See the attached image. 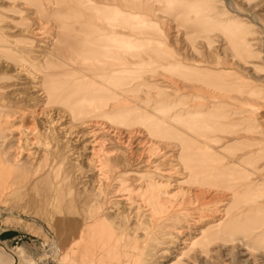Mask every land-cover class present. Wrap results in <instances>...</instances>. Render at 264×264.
<instances>
[{
    "label": "rangeland",
    "instance_id": "obj_1",
    "mask_svg": "<svg viewBox=\"0 0 264 264\" xmlns=\"http://www.w3.org/2000/svg\"><path fill=\"white\" fill-rule=\"evenodd\" d=\"M6 229L18 264H264V0H0Z\"/></svg>",
    "mask_w": 264,
    "mask_h": 264
},
{
    "label": "bare ground",
    "instance_id": "obj_2",
    "mask_svg": "<svg viewBox=\"0 0 264 264\" xmlns=\"http://www.w3.org/2000/svg\"><path fill=\"white\" fill-rule=\"evenodd\" d=\"M112 28H115V27H112ZM120 40H121V38L115 32H110L107 37H104V36L100 37L99 38V44H100L99 47H103L104 50L102 52H100L99 54H102V55L105 54V56L109 55L111 57L106 59V60H102V58H101L99 60L92 61V62L89 63V66H93L92 68H94V66H95L96 68H99L100 70H102V69H105L107 66H112V64H115L113 67H110L111 69L109 70V72L112 71L114 73V72L119 71L120 67L118 68V67H116V65H119L120 63H122L123 60H122V58H119L118 55H120V53L118 52V50H115L114 48H115V46H118ZM60 43H61V46H63L65 49L69 48V45L67 43H62L61 41H58L57 44L60 45ZM55 52L57 54H61L62 53L60 48L57 45L55 46ZM78 63H80V62H78ZM82 63L83 62H81L79 65H81ZM123 63H125V62L123 61ZM126 63H128V62L126 61ZM76 66H78V65H76ZM126 68H129V66L127 64H126ZM94 69H92V70H94ZM110 74H111V72H110ZM193 155H195L194 152H193ZM180 160L184 161L183 156L180 157ZM185 165L187 166V164H185ZM185 169H188V168H185ZM204 240H205V238H204Z\"/></svg>",
    "mask_w": 264,
    "mask_h": 264
},
{
    "label": "crops",
    "instance_id": "obj_3",
    "mask_svg": "<svg viewBox=\"0 0 264 264\" xmlns=\"http://www.w3.org/2000/svg\"><path fill=\"white\" fill-rule=\"evenodd\" d=\"M22 238V235L14 230L6 229L0 232V264H18L17 258L12 252L17 247H21L26 255L34 254L36 250L34 245L22 241Z\"/></svg>",
    "mask_w": 264,
    "mask_h": 264
}]
</instances>
